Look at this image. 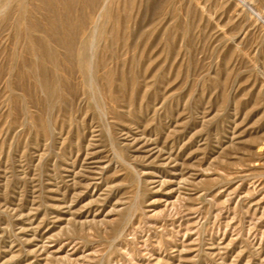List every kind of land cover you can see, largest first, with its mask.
Returning a JSON list of instances; mask_svg holds the SVG:
<instances>
[{
	"label": "rangeland",
	"instance_id": "374dc122",
	"mask_svg": "<svg viewBox=\"0 0 264 264\" xmlns=\"http://www.w3.org/2000/svg\"><path fill=\"white\" fill-rule=\"evenodd\" d=\"M0 264H264V0H0Z\"/></svg>",
	"mask_w": 264,
	"mask_h": 264
},
{
	"label": "bare ground",
	"instance_id": "6f19581e",
	"mask_svg": "<svg viewBox=\"0 0 264 264\" xmlns=\"http://www.w3.org/2000/svg\"><path fill=\"white\" fill-rule=\"evenodd\" d=\"M100 8V7H99ZM101 10V9H100ZM98 13V12H97ZM95 14V13H94ZM98 15V14H97ZM98 19V18H97ZM98 21V20H97ZM92 24V23H91ZM73 28V27H72ZM94 31V30H93ZM63 41V40H62ZM55 44V43H54ZM60 47V46H59ZM74 53V52H73ZM75 54V53H74ZM73 59V58H72ZM74 62V61H73ZM76 62V61H75ZM64 65V64H63ZM21 72V71H20ZM76 74V73H75ZM88 75H90V74H88ZM1 81H2V79H1ZM7 85V84H6ZM117 91V90H116ZM126 101V100H125ZM48 105V104H47ZM129 214V213H128Z\"/></svg>",
	"mask_w": 264,
	"mask_h": 264
}]
</instances>
